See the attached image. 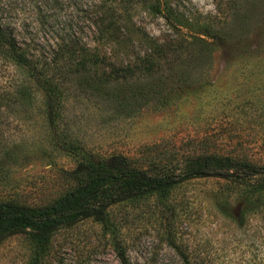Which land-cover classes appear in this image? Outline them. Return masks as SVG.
Here are the masks:
<instances>
[{"label":"rangeland","instance_id":"obj_1","mask_svg":"<svg viewBox=\"0 0 264 264\" xmlns=\"http://www.w3.org/2000/svg\"><path fill=\"white\" fill-rule=\"evenodd\" d=\"M0 1L39 37L57 27L56 0ZM135 3L105 41L90 43L104 65L69 77L55 125L39 98L9 109L0 200L47 204L76 187L84 164L113 156L140 167L197 154L264 165V0ZM221 193L208 180L179 191L172 210L154 199L114 207L109 228L89 220L59 231L44 264H182L187 249L264 264V218L236 228L221 217ZM30 257L23 235L0 244V264Z\"/></svg>","mask_w":264,"mask_h":264},{"label":"trees","instance_id":"obj_2","mask_svg":"<svg viewBox=\"0 0 264 264\" xmlns=\"http://www.w3.org/2000/svg\"><path fill=\"white\" fill-rule=\"evenodd\" d=\"M55 3L60 6L57 27L45 26L49 34L39 37L28 26L12 22L0 1V154L8 148L2 136L9 109L39 98L49 123L55 125L65 105L69 77L96 75L104 65L98 49L90 43L105 41L108 31L123 22L128 5L133 8L137 4L135 0ZM77 178L76 187L47 204L0 200V244L11 236L23 235L31 246L28 264H44L53 237L62 229L89 220L109 228L112 208L144 200L160 201L172 210L179 191L208 180L220 185L218 210L236 228L247 227L252 215L264 218V165L229 156L187 155L176 165L149 167L113 156L87 162ZM232 189L238 191L243 204L235 205ZM237 206L239 213L233 211ZM204 252L187 249L178 254L182 264H223L210 249Z\"/></svg>","mask_w":264,"mask_h":264}]
</instances>
